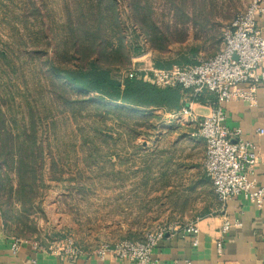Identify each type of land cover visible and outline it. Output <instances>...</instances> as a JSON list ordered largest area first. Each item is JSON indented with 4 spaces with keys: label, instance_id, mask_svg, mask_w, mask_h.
Segmentation results:
<instances>
[{
    "label": "rangeland",
    "instance_id": "1",
    "mask_svg": "<svg viewBox=\"0 0 264 264\" xmlns=\"http://www.w3.org/2000/svg\"><path fill=\"white\" fill-rule=\"evenodd\" d=\"M248 1L137 0L134 6L131 0H117L120 32L110 24V47L116 48L121 37L129 63L110 65L111 76L120 79L133 62L143 66L147 61L166 64L208 57L189 51L203 47V52L214 53L223 30ZM72 2L85 1L0 0V53H7L16 69L7 81L1 69L10 66L0 58V97H10L7 82L17 94L45 86L42 58L29 61L25 53L38 38L44 44L43 32L51 41L49 56L62 50L65 4ZM42 94L46 96L38 102L46 110L37 105V139L43 147L37 195L32 205L24 206L10 198L9 234L40 244L69 238L85 250H95L103 243L141 241L158 228H180L220 206L201 170L187 164V147L201 146L189 142L179 122H167L162 110L107 104L94 95L92 104L80 101L70 107ZM13 99L23 103L19 96ZM8 176L13 179V173Z\"/></svg>",
    "mask_w": 264,
    "mask_h": 264
},
{
    "label": "built area",
    "instance_id": "2",
    "mask_svg": "<svg viewBox=\"0 0 264 264\" xmlns=\"http://www.w3.org/2000/svg\"><path fill=\"white\" fill-rule=\"evenodd\" d=\"M261 16H264V0H249L245 9L223 30L220 49L212 57L192 65H173L170 68H159L151 62L136 66L133 62L118 79L120 83L124 79H135L158 88L178 87L196 99L203 94L212 97L207 114L198 122L195 135L204 141L202 167L220 210L238 195H243L258 207L264 205V187L253 178L258 159L256 146L243 139L239 129L230 130L223 113L224 104L232 99L255 104L257 88L264 85V70L259 71L264 63V35L257 23ZM178 115L192 116L190 104L172 113V117ZM234 224L223 218L219 230L221 236L214 242L218 256L222 254V235ZM175 232L196 237L199 228L196 221L180 228H158L147 233L141 241L103 243L95 250H85L69 238L40 244L13 237L10 249L16 253L22 245L30 244L36 251H45L72 264H81L79 260L89 253L100 260L112 257L118 261L150 264L153 249L165 236ZM192 244H197L196 238Z\"/></svg>",
    "mask_w": 264,
    "mask_h": 264
},
{
    "label": "trees",
    "instance_id": "3",
    "mask_svg": "<svg viewBox=\"0 0 264 264\" xmlns=\"http://www.w3.org/2000/svg\"><path fill=\"white\" fill-rule=\"evenodd\" d=\"M84 1L80 4H65L64 47L54 58L48 55L47 47L51 41L45 32L42 35L44 44H40L38 38L25 53L26 60L29 61L35 57L42 58L41 74L46 80L45 86L39 85L40 90L25 88L22 93L17 94L14 84L7 82L5 86L10 88L7 89L10 97H0V214L6 230L12 220L13 200L10 198L24 206L32 205L37 195V180L43 166V147L37 139V122L40 116L37 105L41 110H46V106L38 102L46 96L42 94L44 91L54 101L70 107L78 106L80 101L91 103L94 95V98L107 101V104H120L145 111L179 108L181 89L178 87L158 88L135 79H124L120 83L111 76L110 65L125 67L129 63V52L123 47L120 36L116 48L110 47V24L114 25L116 34L120 32L117 0ZM131 2L134 6L138 5L137 0ZM71 7L72 14L69 12ZM5 54L7 53H0V58L6 61L10 69L5 66L1 72L9 81L7 75H12L16 69L11 66L13 61L6 58ZM182 62L184 61L154 65L170 68L185 64ZM11 89L16 90L14 95L21 97L23 103L13 102L14 91ZM3 90L5 87L1 92ZM74 94L80 95V99H71L70 96ZM46 114L43 115L44 118ZM10 172L13 173V179L8 176Z\"/></svg>",
    "mask_w": 264,
    "mask_h": 264
},
{
    "label": "crops",
    "instance_id": "4",
    "mask_svg": "<svg viewBox=\"0 0 264 264\" xmlns=\"http://www.w3.org/2000/svg\"><path fill=\"white\" fill-rule=\"evenodd\" d=\"M257 23L264 35V16L259 17ZM193 49L194 51H189L190 55H207L208 57L202 59L205 60L217 53L220 47L214 53L203 52V47L200 50H197V47ZM182 61L185 63L183 65L199 62L198 60ZM262 70H264V63L259 68V71ZM211 101L212 97L207 94L196 99L190 97L188 92L181 91L178 109H160L167 122H179L183 125L179 127L192 145L201 146L187 147V151L190 152L187 164L190 163L188 167L199 168L209 186L210 181L205 176L202 167L204 141L195 134L198 122L202 116L207 114ZM189 104L192 116L172 117L173 112H178ZM223 113L226 126L230 130L239 129L241 137L256 146L258 159L253 169V178L258 185L264 187V85L257 88L255 104L250 105L247 101L232 99L224 104ZM224 217L231 223L237 224L232 225L227 233L222 235V254L218 256L214 242L221 236L219 230ZM194 221L197 222L199 228L196 237L183 235L180 232L165 236L153 249L150 264H264V205L258 207L243 195H238L227 201L223 210H220L217 204L214 211L203 214ZM13 237L6 230L0 214V264H72L45 251H36L30 244L22 245L16 253H13L10 249ZM195 238L197 244L193 245L192 241ZM79 263L135 264L133 261H118L112 257L100 260L92 253L82 257Z\"/></svg>",
    "mask_w": 264,
    "mask_h": 264
}]
</instances>
